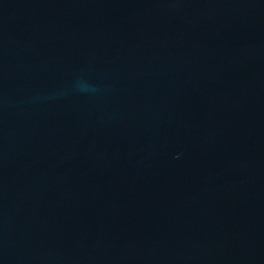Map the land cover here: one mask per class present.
Listing matches in <instances>:
<instances>
[{
    "label": "water",
    "instance_id": "95a60500",
    "mask_svg": "<svg viewBox=\"0 0 264 264\" xmlns=\"http://www.w3.org/2000/svg\"><path fill=\"white\" fill-rule=\"evenodd\" d=\"M0 264H264V0H0Z\"/></svg>",
    "mask_w": 264,
    "mask_h": 264
}]
</instances>
